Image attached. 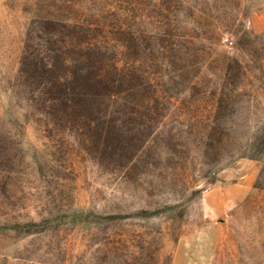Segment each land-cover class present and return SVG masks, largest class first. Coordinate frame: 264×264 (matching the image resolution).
<instances>
[{"label": "rangeland", "instance_id": "rangeland-1", "mask_svg": "<svg viewBox=\"0 0 264 264\" xmlns=\"http://www.w3.org/2000/svg\"><path fill=\"white\" fill-rule=\"evenodd\" d=\"M0 264H264V0H0Z\"/></svg>", "mask_w": 264, "mask_h": 264}]
</instances>
